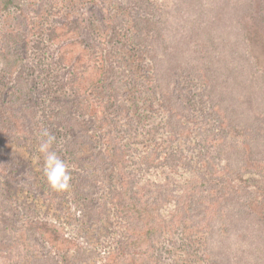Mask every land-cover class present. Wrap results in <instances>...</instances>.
<instances>
[{"label": "trees", "instance_id": "1", "mask_svg": "<svg viewBox=\"0 0 264 264\" xmlns=\"http://www.w3.org/2000/svg\"><path fill=\"white\" fill-rule=\"evenodd\" d=\"M22 1L0 0V14L18 9ZM171 1L166 7L170 14L163 19L153 0H121L120 8L114 4L119 13L88 0L102 14L109 35L128 32L135 59L148 67L151 95L145 106L155 111L159 125L151 126L150 136L144 134L138 145L130 142L120 118L122 114L132 120L121 100L130 92L113 81L110 66H98L88 55L81 23L72 14L48 33L57 48L54 61L66 72L65 85L76 96L71 107L76 119L48 107L41 116L34 112L32 88L21 80L20 45L29 41L19 33L3 38L0 180L12 179L14 160L7 143L41 121V130L55 136L51 150L65 161L72 177L79 174L78 183L87 190H82L83 216L93 211V199L101 202L104 196L102 185L93 191L94 168L106 163L116 173V186L109 187L107 204L100 205L110 207L125 238L106 244L99 264H161L153 253L161 238L179 228L185 235L212 236L218 220L216 231L227 245L216 264H264V214L256 212L253 202L259 197L264 204V171L243 177L247 167L264 164V150L257 147L264 148V71L249 56L246 38L249 27L264 37V0ZM207 108L216 117L208 129L201 118ZM179 143L194 157L178 150ZM89 148L94 153H86ZM171 174H177L173 181ZM160 175H165L164 183ZM18 211L21 228L43 249L54 254L81 250V241L63 225ZM123 251L124 261L119 257ZM211 254L218 255L214 247Z\"/></svg>", "mask_w": 264, "mask_h": 264}, {"label": "rangeland", "instance_id": "2", "mask_svg": "<svg viewBox=\"0 0 264 264\" xmlns=\"http://www.w3.org/2000/svg\"><path fill=\"white\" fill-rule=\"evenodd\" d=\"M153 1L155 4L153 6L163 19L170 14L166 7H171V0ZM98 3L103 10L112 8L119 13L114 4H120L121 0H98ZM18 7L0 14V45L4 37L18 33L22 39L29 41L28 44L20 45L24 65V77L21 80L32 88L31 96L34 100L30 103L34 104V112L38 116L42 115L43 107H48L60 111L65 117L76 119L71 117V107L76 96L65 85L66 72L59 69V65L54 61L57 48L51 43L52 38L48 33V30H53V27L64 23L66 14L70 13L81 23L80 38L87 46L88 55L96 58L98 66L105 63L110 66L111 70L108 72L112 71L109 74L113 81L122 83L121 89L124 86L125 91L130 92L123 94L121 100L128 105L129 117L132 116V120L129 121L118 112L127 127L130 142L133 141L135 144L144 139V134L146 136L151 134L149 129L151 126H157L159 118L150 106H145L151 95L147 84L148 67L135 59V48L128 41L129 35L126 30L109 35L101 22L102 14L97 8H93L88 0H23ZM246 38L249 56L256 67L264 71V37L249 27ZM108 82L110 85V81H107L106 89ZM102 90L105 92L104 88ZM203 111L202 124L208 129L214 125L216 117L209 116L208 108ZM32 126L27 135L18 134L7 143V150L12 155L10 160L14 162L10 164L9 169H13L12 179L0 180V264H99L106 244L111 243L113 238L116 241L125 238L116 225V218L110 207L108 205L101 207L107 204L111 193L109 187L116 186V173L110 166L105 165L106 163L100 162L103 166L98 165L94 168L90 174V180L95 181L93 191L102 185L104 196L101 202L93 199L91 201L93 211L89 210L87 215L83 216L80 212L81 207H84L81 201L84 194L82 190H87L79 185V174L72 177L71 187L67 191H55L50 187L44 173V156L39 151L42 123L35 121ZM160 127L164 131L162 123ZM205 132L203 131V134ZM57 146L54 145L55 148ZM257 147L259 151L264 150L263 146ZM132 148L135 149L134 146ZM140 149L141 146L137 147V150ZM177 149L184 150L188 158L194 157V153L181 143ZM90 152L92 151L89 148L86 153ZM246 169L243 177L249 178L248 176L252 175V173L249 175V172H263L264 164L261 168L251 165V168ZM163 176H159L161 183L165 181L162 179ZM171 176L173 181L177 174ZM253 202L254 207L256 209L258 207L254 210L264 214V204L260 205L259 197ZM98 207H101L99 211ZM19 208L24 213L41 215L63 225L68 235L78 237L81 241V250H78V254L75 251L54 254L55 252L50 253L43 249L36 243L37 240L33 242L21 228V220L17 216L20 213ZM2 221L9 222V225L3 226ZM220 222L218 220L213 226L212 236H205L204 232L185 235L180 233L179 228L170 237L161 238L153 253L159 257L161 264H216L227 245L223 236H219L216 231ZM213 247L218 254L216 256L211 254ZM82 252L84 258L81 259ZM126 255L123 251L119 257H123L124 261ZM261 255H264V251Z\"/></svg>", "mask_w": 264, "mask_h": 264}, {"label": "clouds", "instance_id": "3", "mask_svg": "<svg viewBox=\"0 0 264 264\" xmlns=\"http://www.w3.org/2000/svg\"><path fill=\"white\" fill-rule=\"evenodd\" d=\"M41 136L39 151L44 156V173L47 181L53 190L67 191L71 187L72 175L65 161L51 150L55 136L47 130L42 131Z\"/></svg>", "mask_w": 264, "mask_h": 264}]
</instances>
